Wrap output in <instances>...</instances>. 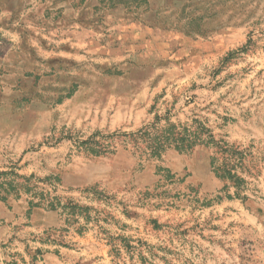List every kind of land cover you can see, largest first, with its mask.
Instances as JSON below:
<instances>
[{"label":"rangeland","instance_id":"rangeland-1","mask_svg":"<svg viewBox=\"0 0 264 264\" xmlns=\"http://www.w3.org/2000/svg\"><path fill=\"white\" fill-rule=\"evenodd\" d=\"M12 1L1 3L0 65L43 74L48 24L19 25L36 35L18 50L24 35L1 24L43 10ZM128 1L82 9L83 78L96 83L90 71L100 79L108 56L156 67L152 114L115 129L86 89L51 112L9 92L13 104L0 105V264H264V0ZM171 125L201 144L180 153L168 143L156 155Z\"/></svg>","mask_w":264,"mask_h":264},{"label":"crops","instance_id":"crops-1","mask_svg":"<svg viewBox=\"0 0 264 264\" xmlns=\"http://www.w3.org/2000/svg\"><path fill=\"white\" fill-rule=\"evenodd\" d=\"M2 1L0 0V15L4 13L2 8H7L1 4ZM30 2H33L35 7L42 9L43 15L31 16L27 14L25 18H20L21 21H18L17 25L10 15L6 19L10 23L1 24H11L16 32L19 30L18 26L24 25V23H28L30 26L32 24L34 26L48 24V27L45 28L48 40H44L47 44V57L43 59L46 67L43 74H40L36 68L26 69L20 64L0 65V105L7 101L13 104V100H6L10 98L8 93L11 92V97L15 98V103L18 105L27 100L29 104L41 102L48 106V112L55 111L57 106L61 111L68 103L76 104L78 100L81 101L82 91L86 89L90 99L97 98L101 102L104 101V103H98V109L106 115L107 121L114 122L115 129L135 128L136 125H132V121L142 122L148 118L150 113L152 114L154 84H148V81L156 71V67L139 65L132 67L127 57H121L122 62L116 64L114 57L108 56L106 60L108 63H104L107 66L101 68V81L97 69V71H90V73H96L94 76L96 83L84 82L83 73L88 70L81 62L83 56L79 29L83 24L82 9H97L99 0H14L8 7L10 9L14 7L17 10L29 8ZM90 23L97 24L98 19L91 20ZM18 34L24 35L19 32ZM30 35L35 37L36 34L30 32L23 37L19 36L13 44L14 49L18 50L20 45L25 48V41L29 40ZM111 37L114 41V34ZM125 37L124 33H120L116 38L121 41V45H124L119 47L121 52L126 51ZM0 41H2L1 37ZM93 41L98 52L100 49L99 40L95 38ZM107 44L102 46L103 49L105 47V50L109 51ZM27 48L29 51L30 49L35 50L29 45ZM115 65H119V67ZM134 72L140 75L132 76ZM28 78H32V81H28ZM42 78H46V83H42Z\"/></svg>","mask_w":264,"mask_h":264},{"label":"trees","instance_id":"trees-1","mask_svg":"<svg viewBox=\"0 0 264 264\" xmlns=\"http://www.w3.org/2000/svg\"><path fill=\"white\" fill-rule=\"evenodd\" d=\"M82 1H85V0H82ZM105 1V0H104ZM110 3H112L113 5H115V2L116 3H122V4H129L130 2L128 0H108ZM131 1H134V2H141V3H144L145 5H150V0H131ZM160 120L159 117H156L155 119V123H157L158 121ZM171 127L173 128L172 131H170L171 133H169V135L167 136H163L161 139L162 140H158V142L155 143V154L160 156V152H162L164 148V146L166 144H170V143H173L175 145V150L182 153L185 151V149L190 150L192 151L196 146H198V144H201V142L197 143L198 141V138L197 136H195L193 138V140H190L188 138V135L186 133H184V135L180 134L178 136H176V125H171ZM187 132V131H185ZM201 141V140H200ZM171 145V144H170ZM226 173L224 172V169H218V174L219 172L222 170L225 175H229L230 178L232 179H236L238 182L239 181V178L236 177L235 175H232V172L234 171V168H226ZM222 178L225 177V176H221Z\"/></svg>","mask_w":264,"mask_h":264}]
</instances>
